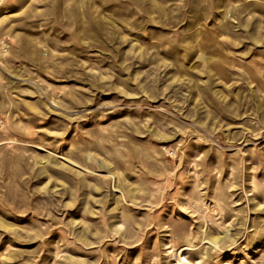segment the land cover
Segmentation results:
<instances>
[{
	"label": "rangeland",
	"instance_id": "obj_1",
	"mask_svg": "<svg viewBox=\"0 0 264 264\" xmlns=\"http://www.w3.org/2000/svg\"><path fill=\"white\" fill-rule=\"evenodd\" d=\"M186 263L264 264V0H0V264Z\"/></svg>",
	"mask_w": 264,
	"mask_h": 264
},
{
	"label": "bare ground",
	"instance_id": "obj_2",
	"mask_svg": "<svg viewBox=\"0 0 264 264\" xmlns=\"http://www.w3.org/2000/svg\"><path fill=\"white\" fill-rule=\"evenodd\" d=\"M181 253H182V252H181ZM181 253H180V255H181ZM181 256H182V255H181ZM181 256H180V257H181ZM186 264H187V263H186Z\"/></svg>",
	"mask_w": 264,
	"mask_h": 264
}]
</instances>
